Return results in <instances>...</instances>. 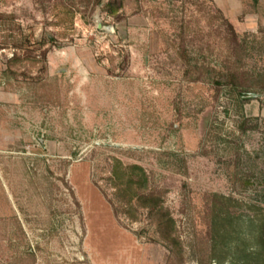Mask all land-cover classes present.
Segmentation results:
<instances>
[{"label":"rangeland","instance_id":"rangeland-1","mask_svg":"<svg viewBox=\"0 0 264 264\" xmlns=\"http://www.w3.org/2000/svg\"><path fill=\"white\" fill-rule=\"evenodd\" d=\"M86 4L0 0L16 21L0 23V264H201L214 229L233 241L210 264H234L261 245L264 94L242 105L213 78L234 58L223 17L263 41L264 0H139L121 21ZM22 33L56 42L10 64ZM183 43L203 72L186 73ZM258 45L245 68H264ZM117 160L162 196L172 249L145 208L125 209Z\"/></svg>","mask_w":264,"mask_h":264},{"label":"trees","instance_id":"trees-1","mask_svg":"<svg viewBox=\"0 0 264 264\" xmlns=\"http://www.w3.org/2000/svg\"><path fill=\"white\" fill-rule=\"evenodd\" d=\"M75 4L78 8L81 3H87L86 7L90 9L91 14H94L98 9L107 15L114 17L116 21H121V19L126 18L124 12L127 11L128 6H138L139 0H68ZM253 6L258 10V5L260 0H252ZM80 3V4H79ZM90 7V8H89ZM82 9V8H80ZM86 8V11H88ZM264 10V8H262ZM131 14V12H130ZM14 15L12 14H0V23L10 25H15L16 21ZM104 24L107 21L103 22ZM17 25V24H16ZM18 26H16L17 28ZM21 28V27H20ZM223 29V30H222ZM11 30V28H10ZM13 30V29H12ZM221 30V41L226 46L227 49L233 54V59L229 55L225 62L226 65L222 66V69L216 70L215 76L213 78V83L216 89V96L218 97L220 93L225 90L228 96L237 102H245L244 98L247 95L256 93L258 95L264 94V68L261 70H250L245 68V56L252 55V51L258 48H264V40H258L256 36L250 38V40L244 39L240 40L239 35L236 33L233 24L223 17V21L220 25ZM22 35V36H21ZM13 34L11 36V47L15 50L13 58L10 59V64H16L22 59L19 55L20 50L23 52H34L35 50L43 51V56H46V50L43 49L48 43H55L56 40L47 37L45 42L42 41H31L28 36L22 34ZM241 50L242 54L236 57V51ZM181 51V56L185 60L187 65L186 73L192 74L195 71L203 72L204 64L198 60V58L193 57L185 43L179 48ZM27 53V55H29ZM212 70V69H211ZM210 113L207 114V119L210 118ZM117 163L113 165L111 171V179L114 182V186L118 189H124L123 202L126 206L125 209L130 211L132 218H137V211L141 208H145L149 219L157 225L158 232L162 238L165 246L172 249L173 245L176 244L175 238V228L176 222L170 213V210L164 205L162 196L158 195L149 185V176L143 166L139 164H132L128 166H122L123 164L117 160ZM118 189L116 190L118 192ZM128 189V191H127ZM223 202L225 200L230 203L231 198H226L225 196H219ZM121 207V206H120ZM227 211L224 212V215ZM259 228L261 230L260 241L261 245L254 251H248L247 249H240L242 253L235 257L234 264H264V217L261 218L259 223ZM233 241L231 239V234L226 232L222 233L220 230H213L212 235V245L211 254L209 256H202L201 264H210L213 258L227 256L229 251V243ZM226 247V248H225ZM208 248V246H207Z\"/></svg>","mask_w":264,"mask_h":264},{"label":"water","instance_id":"water-1","mask_svg":"<svg viewBox=\"0 0 264 264\" xmlns=\"http://www.w3.org/2000/svg\"><path fill=\"white\" fill-rule=\"evenodd\" d=\"M98 26H99V27H102V23H101V22H99V23H98Z\"/></svg>","mask_w":264,"mask_h":264}]
</instances>
